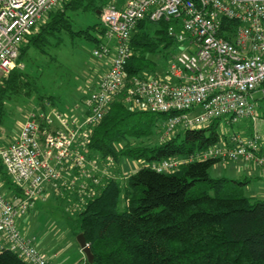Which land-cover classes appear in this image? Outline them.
<instances>
[{
	"label": "built area",
	"instance_id": "built-area-1",
	"mask_svg": "<svg viewBox=\"0 0 264 264\" xmlns=\"http://www.w3.org/2000/svg\"><path fill=\"white\" fill-rule=\"evenodd\" d=\"M61 2L0 0V75L23 67L17 57L25 37ZM145 17L169 21L168 35L179 49L171 56L165 78L136 77L128 85L125 67L132 53L130 37ZM100 22L104 42L92 53L111 59L96 88L84 94L83 119L58 111H31L19 134L0 147V161L20 189L3 191L0 179V252L11 251L26 264H52L18 223L42 196L44 184H57L66 171L78 169L91 184H77L86 198L102 177L109 176L107 171H98V162L89 160L86 143L90 129L121 90L126 89V100L134 106L165 115L164 136L181 128L205 127L222 117H228V122L248 119L251 125L260 117L253 95L259 93L255 99H264V0L111 1L103 6ZM41 122L49 129H43ZM262 140L257 131L251 135L235 132L188 158L163 159L152 162L151 168L171 172L186 162L218 159L240 160L264 169ZM64 185L71 189L74 184ZM78 264L90 263L83 254Z\"/></svg>",
	"mask_w": 264,
	"mask_h": 264
},
{
	"label": "trees",
	"instance_id": "trees-1",
	"mask_svg": "<svg viewBox=\"0 0 264 264\" xmlns=\"http://www.w3.org/2000/svg\"><path fill=\"white\" fill-rule=\"evenodd\" d=\"M111 1L121 4L123 0H62L44 22L34 26L17 57L23 67L0 76V123L12 97L23 96L32 102L46 97L47 103L54 104L51 94L42 96L34 85V60L43 56L55 61L51 50L64 36H81L97 47L104 33L100 11ZM69 11L92 12L97 20L75 30ZM168 25L169 21L148 17L137 23L125 67L128 85L136 77L157 76L148 51L158 49L165 57L175 53L178 45L168 35ZM125 90L113 97L103 118L90 129L86 155L119 165L121 156H126L141 159L144 165L124 180L121 168L113 167L93 187L90 197L84 195L77 209V234L82 233L89 245L90 264H264V199L246 195L245 180L210 177L208 170L218 159L186 162L171 172L151 168L152 162L188 158L216 144L226 136L216 130L218 119L199 129H185L183 135L176 131L164 136L161 122L165 115L134 106L126 100ZM46 109L41 102L39 111L46 113ZM40 125L49 129L44 122ZM7 176L0 161L4 189L20 191ZM121 195L123 210L118 209ZM0 264L26 263L3 250Z\"/></svg>",
	"mask_w": 264,
	"mask_h": 264
},
{
	"label": "rangeland",
	"instance_id": "rangeland-1",
	"mask_svg": "<svg viewBox=\"0 0 264 264\" xmlns=\"http://www.w3.org/2000/svg\"><path fill=\"white\" fill-rule=\"evenodd\" d=\"M68 15L75 30L91 25L97 20L96 16L88 11H69ZM46 16L39 23L44 22ZM94 48V44L91 41L81 36H64L61 43L51 50V54L56 58L55 61L50 62L43 56H38L34 60L31 73L35 79L34 85L37 91L42 96L51 94L55 101L52 105L47 103L46 97L39 100L46 104V113L60 110L62 113L71 115L74 114V107L83 106L82 97L87 90V88H84L85 79L89 78V74L93 76L95 73H99L100 70L103 71L107 65L105 58L93 55L92 51ZM178 49L179 47L175 49V52ZM147 56L155 62L154 69L157 77L165 78L171 56L165 57L158 49L148 51ZM26 67L27 65H25ZM16 97L11 98L12 101L7 107L5 117L0 123V147L7 145L19 134L29 112L39 111L41 102H32L33 99H27L23 96ZM258 97H260L259 93L253 95V99L259 112L262 113L264 121V101L255 99ZM246 125V119L228 122V117H222L217 120L216 130L220 135H230L235 132H241L246 135ZM203 126H198V129ZM179 131L183 135V128L179 129ZM89 160L98 162L99 172L107 171L111 173L113 167L121 168L122 180L137 171L144 164V161L141 159L126 156H121L120 165L114 162L110 164L102 161L99 162V159L93 156ZM226 163L233 164L232 161H218L211 166L208 170L210 177L226 176L229 179H232V177L243 178V174L235 171V175L233 173L229 174L228 169L223 168L224 164L227 165ZM7 177L10 178V176ZM258 183L262 184L260 185V189L264 191V172L260 168L252 176L249 183L243 184L244 193L250 195L251 189L254 187V191H256ZM2 189L4 191V187ZM79 192L81 191H78V188L73 186L71 189L61 188L58 195L54 196L51 194V189L46 187L44 196L38 197L26 214L19 219V226L22 227L24 235L33 239V244L39 243L43 254L52 264H76L83 257L84 253L76 239L80 224L77 209L84 200L83 194ZM261 198L264 199V196ZM124 205L125 203L121 195L118 209L123 210Z\"/></svg>",
	"mask_w": 264,
	"mask_h": 264
},
{
	"label": "crops",
	"instance_id": "crops-1",
	"mask_svg": "<svg viewBox=\"0 0 264 264\" xmlns=\"http://www.w3.org/2000/svg\"><path fill=\"white\" fill-rule=\"evenodd\" d=\"M101 42H104L103 35L101 37ZM101 58H105L106 59V64L107 65H106L105 69H103V71L100 70L99 73H97V74L95 73V75H93V76H91L90 74L88 75L89 78L85 79V87H84V88H87V90L96 88L99 79L104 74V72L106 71L107 67L109 66L110 59H111L110 56H103ZM83 97H84V94H83ZM83 97H82V99H83ZM259 101H264V99L263 100H259ZM82 105L83 106H81V107H78V106L75 107L76 109L74 111V116L79 121L83 119V117L85 116V113H86L85 112V108H84V104H82ZM55 112H57V111H55ZM259 113H260V117H259V120L256 123V125H253V124L251 125V122H249V120L246 119L247 129H245V131L247 133L246 135H251L253 133V131H257L262 136L263 140L261 142H262V147L264 149V132H263L264 131V121H263V118H262V113L261 112H259ZM232 162H233V164H227V163H226L227 165L224 164L223 168L224 169H228L229 174H231V173L234 174V171H235V172H238V173H241V174L244 175L243 178H241V179H238L240 177H238V178L232 177V179H234V180H245L246 183H249V181L251 180L252 176H254L255 172H257V170H259V167H258V169H256V167H254L249 162H244V161H240V160L232 161ZM260 169H262L263 172H264L263 168H260ZM79 174L80 173H79L78 169H73L72 168V169L66 171L63 174L62 180L57 182V184L56 183L55 184H53V183H45L44 184V192L42 193V195L44 196V194L46 192V187H49L51 189V194H53L54 196L58 195V193L61 190V188L68 189L64 185V183H66V184L73 183L74 184L73 186L77 187L78 186L77 184H82L84 182L85 184L91 186V184L89 182V179H87L85 176L79 175ZM231 176H233V175H231ZM221 177H226V176H221ZM226 178H228V177H226ZM260 185H262V184L261 183L257 184L258 189L256 191H254L255 187L253 189H251V192H250L251 194L249 196L257 197V198H261L262 196H264V195H262V194H264V191L260 189V187H261ZM18 223H19V220H18ZM35 246L43 254V252L41 250V246L39 245V243H35ZM76 264H78V262Z\"/></svg>",
	"mask_w": 264,
	"mask_h": 264
},
{
	"label": "water",
	"instance_id": "water-1",
	"mask_svg": "<svg viewBox=\"0 0 264 264\" xmlns=\"http://www.w3.org/2000/svg\"><path fill=\"white\" fill-rule=\"evenodd\" d=\"M76 239H77V242H78L80 248L82 249L87 261L89 263H92L93 262V256L91 254L89 245L84 238V235L82 233H78L76 236Z\"/></svg>",
	"mask_w": 264,
	"mask_h": 264
}]
</instances>
